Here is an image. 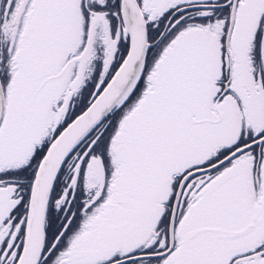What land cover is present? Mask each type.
Masks as SVG:
<instances>
[{
    "label": "snow or ice",
    "instance_id": "6c2138e0",
    "mask_svg": "<svg viewBox=\"0 0 264 264\" xmlns=\"http://www.w3.org/2000/svg\"><path fill=\"white\" fill-rule=\"evenodd\" d=\"M0 264H264V0H0Z\"/></svg>",
    "mask_w": 264,
    "mask_h": 264
}]
</instances>
